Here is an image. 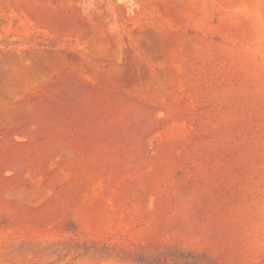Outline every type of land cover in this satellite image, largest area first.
<instances>
[{"label":"rangeland","instance_id":"374dc122","mask_svg":"<svg viewBox=\"0 0 264 264\" xmlns=\"http://www.w3.org/2000/svg\"><path fill=\"white\" fill-rule=\"evenodd\" d=\"M0 264H264V0H0Z\"/></svg>","mask_w":264,"mask_h":264}]
</instances>
